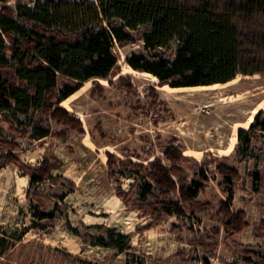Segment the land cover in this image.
Wrapping results in <instances>:
<instances>
[{"label":"rangeland","instance_id":"374dc122","mask_svg":"<svg viewBox=\"0 0 264 264\" xmlns=\"http://www.w3.org/2000/svg\"><path fill=\"white\" fill-rule=\"evenodd\" d=\"M37 1L46 0H0V6ZM177 48L175 41L163 52L173 57ZM116 52V74L86 82L62 104L85 133L38 115L34 123L52 130L43 140L32 133L21 138L0 125V140L20 147L0 146V236L14 244L1 264H264V230L262 235L257 231L264 223V186L255 189L249 177L255 171L264 176V134L249 149L245 144L236 149L239 131L249 130L264 110V74L211 86L161 87L157 77L127 63L133 54L148 55L141 41ZM0 121H12L19 129L31 122L11 113H0ZM61 132L67 137L55 135ZM170 142L187 159L179 169L190 178L204 169L209 178L198 204L187 205L184 216L147 208L154 201L142 197L143 185L150 182L145 170L116 163L111 171L108 166L111 153L145 166L162 159L171 168L161 152ZM8 153L30 167L58 160L61 165L51 173L55 181L32 185L17 165H3ZM219 165L236 169L239 177L225 182ZM152 193L159 196L156 189ZM230 194L231 211L244 212L249 225L233 238L219 213ZM44 213L49 216L42 219ZM122 237L128 238L123 252L115 243ZM198 241L216 245L214 255Z\"/></svg>","mask_w":264,"mask_h":264},{"label":"trees","instance_id":"16d2710c","mask_svg":"<svg viewBox=\"0 0 264 264\" xmlns=\"http://www.w3.org/2000/svg\"><path fill=\"white\" fill-rule=\"evenodd\" d=\"M141 41L148 55L133 54L127 63L134 70L149 73L160 80V86L171 88L226 84L238 76L264 74V0H46L19 4L16 8L0 6V113L23 116L31 122L17 128L12 121H0L21 138L43 140L52 135L50 127L34 123L35 115L48 117L63 128L85 133L83 124L62 107L64 101L92 80H107L118 71L116 47ZM178 48L173 57L163 50L173 42ZM264 134V110L249 130L238 134L240 150ZM66 138L65 132L55 134ZM0 146L20 147L0 140ZM164 159L148 166L121 160L108 153L111 171L116 163L145 170L142 197L150 196L147 205L159 213L184 216L187 205L193 208L199 194L209 183L207 172L200 169L190 178L177 165L186 161L173 142L162 147ZM1 160V158H0ZM17 165L30 177L31 184L52 180L58 160L45 159L39 167L25 166L13 153L4 159ZM1 167V166H0ZM140 172V171H139ZM217 173L230 182L239 177L231 167L219 165ZM255 189L264 186L259 172L249 175ZM156 189L159 196L152 190ZM177 193L178 199L173 197ZM118 194L125 196L119 189ZM41 200L39 196H36ZM228 202L220 204V215L227 218L224 227L230 238L249 227L244 212L233 213ZM202 205V206H208ZM49 215L44 213L42 219ZM264 223L257 228L262 235ZM218 234V232H216ZM121 252L128 238L115 240ZM211 255L216 245L196 243ZM8 244L0 236V264ZM205 264H208L206 261Z\"/></svg>","mask_w":264,"mask_h":264},{"label":"bare ground","instance_id":"6f19581e","mask_svg":"<svg viewBox=\"0 0 264 264\" xmlns=\"http://www.w3.org/2000/svg\"><path fill=\"white\" fill-rule=\"evenodd\" d=\"M215 88V87H217V85L216 86H212V88ZM172 90H174V91H178V92H180L182 89H172ZM186 90V89H185ZM253 121V118L251 119V122Z\"/></svg>","mask_w":264,"mask_h":264}]
</instances>
